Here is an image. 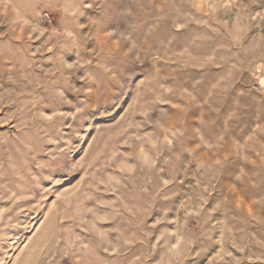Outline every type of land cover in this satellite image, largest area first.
<instances>
[{
  "label": "rangeland",
  "instance_id": "rangeland-1",
  "mask_svg": "<svg viewBox=\"0 0 264 264\" xmlns=\"http://www.w3.org/2000/svg\"><path fill=\"white\" fill-rule=\"evenodd\" d=\"M0 264H264V0H0Z\"/></svg>",
  "mask_w": 264,
  "mask_h": 264
}]
</instances>
